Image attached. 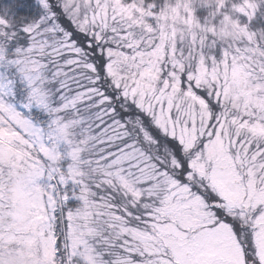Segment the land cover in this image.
I'll return each mask as SVG.
<instances>
[{"label":"snow or ice","instance_id":"6c2138e0","mask_svg":"<svg viewBox=\"0 0 264 264\" xmlns=\"http://www.w3.org/2000/svg\"><path fill=\"white\" fill-rule=\"evenodd\" d=\"M0 264H264V0H0Z\"/></svg>","mask_w":264,"mask_h":264}]
</instances>
